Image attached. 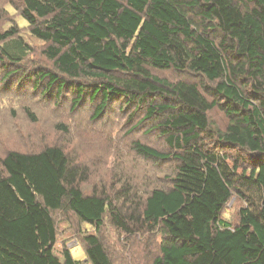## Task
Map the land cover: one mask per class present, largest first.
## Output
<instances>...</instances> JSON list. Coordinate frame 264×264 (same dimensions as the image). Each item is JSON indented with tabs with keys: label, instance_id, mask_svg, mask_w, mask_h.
<instances>
[{
	"label": "trees",
	"instance_id": "trees-1",
	"mask_svg": "<svg viewBox=\"0 0 264 264\" xmlns=\"http://www.w3.org/2000/svg\"><path fill=\"white\" fill-rule=\"evenodd\" d=\"M21 1L31 35L47 44L59 75L102 81L92 94L102 95L94 118L109 97L168 101L151 100L145 117H164L173 153L139 142L134 150L178 164L169 188L151 190L142 202L123 194L119 206L103 191L85 195L86 174L60 147L9 151L0 159V264H78L68 250L62 261L53 253L56 211L96 232L108 215L127 235L159 236L151 264H264V0ZM18 34L0 30V62L25 56ZM150 69L203 78L212 99L196 84L168 82ZM45 77L49 86L57 81ZM82 93L78 87L72 109ZM217 107L229 119L225 130L208 120ZM233 196L244 203L235 226L221 218ZM83 241L90 264H114L98 236Z\"/></svg>",
	"mask_w": 264,
	"mask_h": 264
},
{
	"label": "rangeland",
	"instance_id": "rangeland-1",
	"mask_svg": "<svg viewBox=\"0 0 264 264\" xmlns=\"http://www.w3.org/2000/svg\"><path fill=\"white\" fill-rule=\"evenodd\" d=\"M22 7L21 0H0V30L16 28L22 45L28 47L19 63L4 58L0 62V159L9 151L32 153L48 146L60 147L69 162L87 176V182L80 186L82 192L91 195L103 191L119 206L125 202L123 194L142 202L151 190L169 188L177 160L173 156L165 160L144 158L134 150V143L139 142L163 154L173 153L162 133L164 117H145L151 100L156 104L168 101L161 95L143 100L131 99L129 95L109 97L103 111L94 118L102 95L92 98V94L103 86L102 81H72L59 75L44 54L47 44L31 35L30 26L21 14ZM150 72L168 82L196 84L212 99L204 90L212 85L203 78L173 69H150ZM43 74H52L57 81L49 86L51 81L42 78ZM78 87L83 90L82 98L72 109ZM208 120L212 126L225 130L229 119L217 107L208 113ZM243 206L233 196L224 206L221 218L235 226ZM52 217L57 233L53 253L60 261L62 253L68 250L78 264H90L83 241L87 235L100 238L114 264H151L157 255L159 236L143 232L127 235L111 224L108 215L99 232L70 212L56 211Z\"/></svg>",
	"mask_w": 264,
	"mask_h": 264
}]
</instances>
